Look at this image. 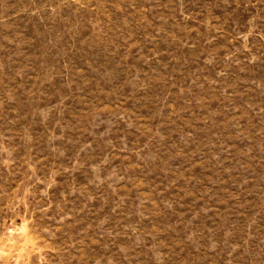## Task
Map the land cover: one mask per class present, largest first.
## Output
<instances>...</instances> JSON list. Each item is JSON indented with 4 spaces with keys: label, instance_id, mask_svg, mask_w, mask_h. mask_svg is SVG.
Here are the masks:
<instances>
[{
    "label": "rangeland",
    "instance_id": "rangeland-1",
    "mask_svg": "<svg viewBox=\"0 0 264 264\" xmlns=\"http://www.w3.org/2000/svg\"><path fill=\"white\" fill-rule=\"evenodd\" d=\"M0 264H264V0H0Z\"/></svg>",
    "mask_w": 264,
    "mask_h": 264
}]
</instances>
